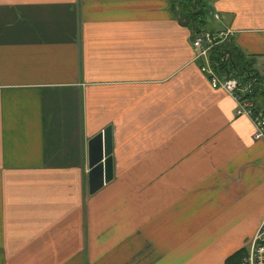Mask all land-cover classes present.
Segmentation results:
<instances>
[{"label":"crops","instance_id":"1","mask_svg":"<svg viewBox=\"0 0 264 264\" xmlns=\"http://www.w3.org/2000/svg\"><path fill=\"white\" fill-rule=\"evenodd\" d=\"M205 3L200 30H230L263 75L264 0ZM191 35L170 0H0V264L244 253L264 214V141L209 86ZM105 126L112 175L88 193L86 141Z\"/></svg>","mask_w":264,"mask_h":264},{"label":"built area","instance_id":"2","mask_svg":"<svg viewBox=\"0 0 264 264\" xmlns=\"http://www.w3.org/2000/svg\"><path fill=\"white\" fill-rule=\"evenodd\" d=\"M211 19L218 18L217 13H211ZM231 36L228 29L219 30L215 34L201 31L191 35V48L195 58H200L202 63L198 69L203 73L211 88L219 89L228 94L235 103V114L246 116L252 124V138L264 141V106H257L248 96L251 83L243 85L239 78L228 76L219 78L209 60V50L217 43L225 41ZM223 58H226L224 55ZM244 253L238 264H264V214L256 225L253 233L244 241Z\"/></svg>","mask_w":264,"mask_h":264},{"label":"trees","instance_id":"3","mask_svg":"<svg viewBox=\"0 0 264 264\" xmlns=\"http://www.w3.org/2000/svg\"><path fill=\"white\" fill-rule=\"evenodd\" d=\"M205 2L206 0H170L171 11L179 20L184 21L194 34L207 23L209 18ZM224 55L226 58H223ZM209 60L214 69L230 74L232 77L250 81V96L254 91H260L264 95V87L260 85V81L264 80V74H260L257 68L260 65L255 57L241 54L231 38L215 43L209 50ZM240 75L244 77L241 78ZM242 254L239 251L231 255L225 260V264H238Z\"/></svg>","mask_w":264,"mask_h":264},{"label":"water","instance_id":"4","mask_svg":"<svg viewBox=\"0 0 264 264\" xmlns=\"http://www.w3.org/2000/svg\"><path fill=\"white\" fill-rule=\"evenodd\" d=\"M87 192L92 193L112 175L111 129L105 126L86 141Z\"/></svg>","mask_w":264,"mask_h":264},{"label":"rangeland","instance_id":"5","mask_svg":"<svg viewBox=\"0 0 264 264\" xmlns=\"http://www.w3.org/2000/svg\"><path fill=\"white\" fill-rule=\"evenodd\" d=\"M206 11H207V10H206ZM207 12H208V11H207ZM208 24H211V22L209 21ZM262 82H263L262 85H264V80H263Z\"/></svg>","mask_w":264,"mask_h":264}]
</instances>
